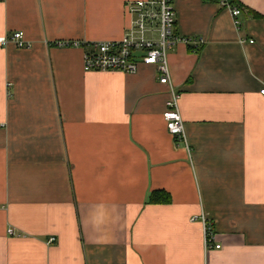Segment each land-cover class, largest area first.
I'll return each instance as SVG.
<instances>
[{
    "label": "crops",
    "instance_id": "1",
    "mask_svg": "<svg viewBox=\"0 0 264 264\" xmlns=\"http://www.w3.org/2000/svg\"><path fill=\"white\" fill-rule=\"evenodd\" d=\"M135 1L0 0V38L25 41L0 43V264H264V0H237L240 27L175 1L177 34L205 40L168 53L187 146L155 67L86 72L59 46L121 40Z\"/></svg>",
    "mask_w": 264,
    "mask_h": 264
},
{
    "label": "built area",
    "instance_id": "2",
    "mask_svg": "<svg viewBox=\"0 0 264 264\" xmlns=\"http://www.w3.org/2000/svg\"><path fill=\"white\" fill-rule=\"evenodd\" d=\"M176 0H138L130 3V13L135 15V20L130 30L118 41H99L92 43H61V47L83 48L84 69L86 72H122L136 74L142 65L153 66L158 72L161 84L170 89V99L166 104L164 119L168 132L186 146L187 138L183 117L179 110L180 95L175 91L168 61V53L176 46H188L198 50L205 44V40L196 36L186 37L177 34L176 27ZM221 8L229 10L237 27L242 26L239 17L241 7L235 5L233 0H216ZM14 42L18 47H25L22 32H16L11 39L0 38L2 45ZM250 43H254L250 40ZM264 96V90L260 92ZM192 222L201 221L204 227L205 245L207 249L220 245H212L213 234L211 223L204 214L191 219ZM8 234L15 235L13 230ZM54 240H51L53 242Z\"/></svg>",
    "mask_w": 264,
    "mask_h": 264
},
{
    "label": "trees",
    "instance_id": "3",
    "mask_svg": "<svg viewBox=\"0 0 264 264\" xmlns=\"http://www.w3.org/2000/svg\"><path fill=\"white\" fill-rule=\"evenodd\" d=\"M233 3L239 7L241 6L237 0H233ZM171 201L170 194L165 191H154L149 197V202L152 204H169Z\"/></svg>",
    "mask_w": 264,
    "mask_h": 264
},
{
    "label": "rangeland",
    "instance_id": "4",
    "mask_svg": "<svg viewBox=\"0 0 264 264\" xmlns=\"http://www.w3.org/2000/svg\"><path fill=\"white\" fill-rule=\"evenodd\" d=\"M180 143H182V142H180Z\"/></svg>",
    "mask_w": 264,
    "mask_h": 264
}]
</instances>
